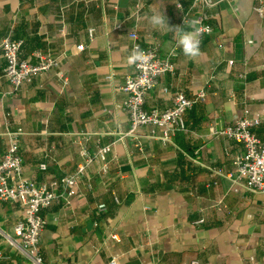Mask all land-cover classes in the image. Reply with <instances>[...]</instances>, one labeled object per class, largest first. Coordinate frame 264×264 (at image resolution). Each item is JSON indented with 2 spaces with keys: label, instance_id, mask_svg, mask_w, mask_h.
Segmentation results:
<instances>
[{
  "label": "crops",
  "instance_id": "crops-1",
  "mask_svg": "<svg viewBox=\"0 0 264 264\" xmlns=\"http://www.w3.org/2000/svg\"><path fill=\"white\" fill-rule=\"evenodd\" d=\"M260 1L219 0L202 55L190 59L178 48L175 73L160 78L145 108L170 109L175 91L205 96L186 113L187 130L167 142L150 126L128 133L129 35L167 55L173 34L148 17L163 11L170 26H183L193 0H0V45L10 37L23 42L22 59L36 63L40 52L61 62L13 92L0 50V161L8 133L19 130L24 176L37 183L72 174L83 147H111L75 196L43 211L45 264H264V192L227 176L245 149L213 133L247 114L261 119L255 131L264 135ZM22 214L17 203L0 201V264H27L6 237Z\"/></svg>",
  "mask_w": 264,
  "mask_h": 264
},
{
  "label": "built area",
  "instance_id": "built-area-1",
  "mask_svg": "<svg viewBox=\"0 0 264 264\" xmlns=\"http://www.w3.org/2000/svg\"><path fill=\"white\" fill-rule=\"evenodd\" d=\"M219 0H193L192 7L183 13L184 20H195L202 29L203 37L212 32L210 20L214 18L212 10L217 7ZM180 7V5H178ZM196 11L197 15H192ZM255 11L262 16L264 1H260ZM92 32V31H91ZM134 41L133 48L139 46L147 55V60L134 65V74L125 78L122 91L126 94L124 110L129 119L128 133L135 135L138 129L150 126L161 132L160 139L169 142L178 133L187 130L186 113L199 99H203V92L197 98L190 99L182 91H175L172 95L173 106L167 110L145 108V102L150 91L159 83L161 77L174 74L176 65L174 59L178 54L176 43L171 51L162 56L157 46L141 47L136 31L130 33ZM22 41L7 37L2 40L0 50L5 60L4 77L13 88L18 91L24 84L33 78L60 66L58 57L35 53L37 62L21 58ZM79 51L83 45L77 47ZM164 92L169 93L165 88ZM262 121L247 114L213 133L227 137L244 146V153L234 161V174L227 175L234 183H239L250 192H264V135L258 136L255 129ZM22 131L8 133L9 147L0 161V201L17 203L22 209V217L14 227V237L6 236L11 247L15 248L26 260L27 264H45L41 251V238L47 222L43 211L59 201L67 202L76 195L78 184L85 177L89 167L96 161L105 162L110 152V145L99 147L95 151L83 147L81 162L76 170L59 180L37 183L24 176V165L19 154V137ZM41 169H46L42 164ZM217 175L224 173L216 171ZM90 188L91 185L88 184ZM102 210H104L102 208ZM203 221H197L201 224ZM115 237V236H114ZM110 264H117L111 261ZM191 264H198L197 261Z\"/></svg>",
  "mask_w": 264,
  "mask_h": 264
},
{
  "label": "clouds",
  "instance_id": "clouds-1",
  "mask_svg": "<svg viewBox=\"0 0 264 264\" xmlns=\"http://www.w3.org/2000/svg\"><path fill=\"white\" fill-rule=\"evenodd\" d=\"M148 21L154 29L171 32L176 41V47L181 50L185 57L196 59L202 55V29L197 26V21L184 20L183 26H170L163 11L153 13L148 17ZM147 58L146 53L139 46H136L127 57V63L129 65H137L145 62Z\"/></svg>",
  "mask_w": 264,
  "mask_h": 264
}]
</instances>
